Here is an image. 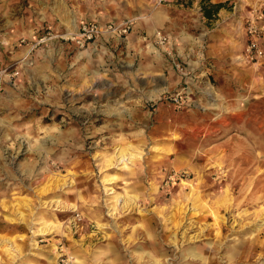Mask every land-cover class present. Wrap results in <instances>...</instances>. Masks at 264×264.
<instances>
[{
    "label": "rangeland",
    "instance_id": "obj_1",
    "mask_svg": "<svg viewBox=\"0 0 264 264\" xmlns=\"http://www.w3.org/2000/svg\"><path fill=\"white\" fill-rule=\"evenodd\" d=\"M257 16L264 32V0H0V264H264ZM82 22L121 29L82 45Z\"/></svg>",
    "mask_w": 264,
    "mask_h": 264
},
{
    "label": "built area",
    "instance_id": "obj_2",
    "mask_svg": "<svg viewBox=\"0 0 264 264\" xmlns=\"http://www.w3.org/2000/svg\"><path fill=\"white\" fill-rule=\"evenodd\" d=\"M263 17V16H262ZM262 17H253L247 30V47L246 56L251 61L262 60L264 58V32L263 28L259 26V20ZM121 29V28H118ZM113 24L108 26H101L94 22H82L79 26V32L75 34V40H78L80 44L84 45L88 42L99 39L106 33H114L118 30ZM129 26H123L120 30L121 33H127ZM161 43H165V38H161Z\"/></svg>",
    "mask_w": 264,
    "mask_h": 264
},
{
    "label": "bare ground",
    "instance_id": "obj_3",
    "mask_svg": "<svg viewBox=\"0 0 264 264\" xmlns=\"http://www.w3.org/2000/svg\"><path fill=\"white\" fill-rule=\"evenodd\" d=\"M125 151V150H124ZM123 150L120 152V154L118 155V159L120 160L119 162L121 163V164H123L124 166H126L127 164H126V162H132V159L135 157L133 154H129V153H125ZM129 156V158H126V157H128ZM110 165H112V160L109 162V166ZM64 182H63V185H65L66 184V180H63ZM200 202V201H199ZM205 202V201H204ZM202 203V202H201ZM201 206H203V205H201ZM203 209V208H202ZM203 213V212H202ZM209 213H211V214H214L215 216H217V214H216V212L215 211H213V210H210V212ZM45 227H47V228H54V224L53 223H45Z\"/></svg>",
    "mask_w": 264,
    "mask_h": 264
},
{
    "label": "trees",
    "instance_id": "obj_4",
    "mask_svg": "<svg viewBox=\"0 0 264 264\" xmlns=\"http://www.w3.org/2000/svg\"><path fill=\"white\" fill-rule=\"evenodd\" d=\"M203 4V1H202ZM223 7L222 4L210 5L209 7H203L204 16L208 19H212L213 16Z\"/></svg>",
    "mask_w": 264,
    "mask_h": 264
},
{
    "label": "crops",
    "instance_id": "obj_5",
    "mask_svg": "<svg viewBox=\"0 0 264 264\" xmlns=\"http://www.w3.org/2000/svg\"><path fill=\"white\" fill-rule=\"evenodd\" d=\"M99 25H101V26H108L109 24H111V23H106V24H100V23H98ZM129 29H130V27H129ZM112 37H114L113 36V33H106V34H104L103 36H101L100 38L103 40H108V39H111ZM264 43V41H262V44ZM78 262H80V261H78Z\"/></svg>",
    "mask_w": 264,
    "mask_h": 264
}]
</instances>
